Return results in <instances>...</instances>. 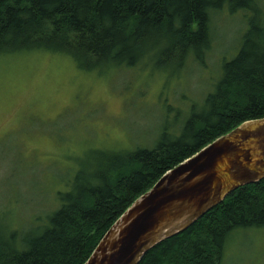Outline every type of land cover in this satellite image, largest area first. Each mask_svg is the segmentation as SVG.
I'll return each instance as SVG.
<instances>
[{
  "label": "trees",
  "instance_id": "1",
  "mask_svg": "<svg viewBox=\"0 0 264 264\" xmlns=\"http://www.w3.org/2000/svg\"><path fill=\"white\" fill-rule=\"evenodd\" d=\"M225 6L252 8L255 20L203 98L190 99L187 115L174 113L154 144L96 155L92 170L79 171L70 188L58 191L60 203L41 227L24 230L19 239L18 230L1 229L0 264H83L104 232L164 172L240 123L264 117L259 0H0V54L47 49L69 53L84 68L144 57L156 67L176 69L190 59L204 65L212 49V12ZM255 226H264V178L231 191L138 264H219L230 230Z\"/></svg>",
  "mask_w": 264,
  "mask_h": 264
},
{
  "label": "rangeland",
  "instance_id": "2",
  "mask_svg": "<svg viewBox=\"0 0 264 264\" xmlns=\"http://www.w3.org/2000/svg\"><path fill=\"white\" fill-rule=\"evenodd\" d=\"M228 7L212 12L204 65L190 59L179 70L145 57L84 68L69 53L6 48L0 54V230L16 229L19 239L41 227L60 203L58 191L70 188L79 171L92 170L96 155L152 145L174 113L187 115L190 99L203 98L255 20L252 8ZM230 231L219 264H264V226Z\"/></svg>",
  "mask_w": 264,
  "mask_h": 264
},
{
  "label": "water",
  "instance_id": "3",
  "mask_svg": "<svg viewBox=\"0 0 264 264\" xmlns=\"http://www.w3.org/2000/svg\"><path fill=\"white\" fill-rule=\"evenodd\" d=\"M264 178V117L219 135L164 172L104 232L83 264H138L241 185Z\"/></svg>",
  "mask_w": 264,
  "mask_h": 264
}]
</instances>
